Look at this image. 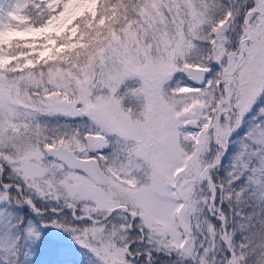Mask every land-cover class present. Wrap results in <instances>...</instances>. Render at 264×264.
Wrapping results in <instances>:
<instances>
[{
  "label": "snow or ice",
  "instance_id": "snow-or-ice-1",
  "mask_svg": "<svg viewBox=\"0 0 264 264\" xmlns=\"http://www.w3.org/2000/svg\"><path fill=\"white\" fill-rule=\"evenodd\" d=\"M0 264H264V0H0Z\"/></svg>",
  "mask_w": 264,
  "mask_h": 264
}]
</instances>
